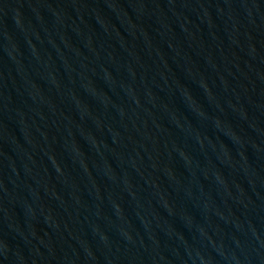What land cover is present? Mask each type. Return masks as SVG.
<instances>
[{
  "label": "water",
  "instance_id": "95a60500",
  "mask_svg": "<svg viewBox=\"0 0 264 264\" xmlns=\"http://www.w3.org/2000/svg\"><path fill=\"white\" fill-rule=\"evenodd\" d=\"M0 264H264V0H0Z\"/></svg>",
  "mask_w": 264,
  "mask_h": 264
}]
</instances>
